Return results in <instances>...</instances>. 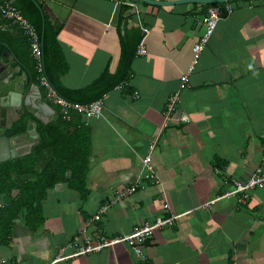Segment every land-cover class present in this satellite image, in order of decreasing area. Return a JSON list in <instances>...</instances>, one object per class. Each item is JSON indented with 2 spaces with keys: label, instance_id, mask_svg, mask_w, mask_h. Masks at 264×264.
Returning a JSON list of instances; mask_svg holds the SVG:
<instances>
[{
  "label": "crops",
  "instance_id": "1",
  "mask_svg": "<svg viewBox=\"0 0 264 264\" xmlns=\"http://www.w3.org/2000/svg\"><path fill=\"white\" fill-rule=\"evenodd\" d=\"M196 1L158 5L76 0L61 20L42 0L47 17L59 24L57 40L67 65L59 77L64 88L88 86L106 70L114 74L122 37L135 52L125 87L104 92L102 116L86 125L90 150L85 198L65 182L48 188L37 228H30L20 214L8 235L0 232V264H49L88 217L137 180L151 139H156L151 167L159 182L140 176L144 186L110 203L91 230L128 233L163 215L165 200L171 211L190 212L173 226L153 232L144 246L145 259L118 244L55 264H264V187L252 190L244 205L229 196L199 208L229 189L226 180L243 181L256 167L264 169V0L229 1L233 11L217 23L190 86L182 91L172 120L163 126L168 98L190 64L192 47L204 32L202 17L213 4ZM1 28L18 30L7 21ZM142 37L146 52L138 55L137 39ZM5 52L1 63L17 67L21 81L25 74V89H37L28 81L25 62L10 48ZM41 101L52 108L47 122L59 114L45 96ZM181 113L186 121L177 119ZM72 115L83 122L80 114ZM23 151L15 150L16 157ZM34 178L19 174L13 179L19 185Z\"/></svg>",
  "mask_w": 264,
  "mask_h": 264
},
{
  "label": "trees",
  "instance_id": "2",
  "mask_svg": "<svg viewBox=\"0 0 264 264\" xmlns=\"http://www.w3.org/2000/svg\"><path fill=\"white\" fill-rule=\"evenodd\" d=\"M6 2L15 5L35 26L41 41L44 73L51 85L64 97L85 103L101 97L104 92L128 80L130 60L135 48L122 37V55L114 74L106 70L88 86L74 90L64 88L59 77L67 65L57 40L59 24L47 17L42 0H0V55L6 48H10L24 61L30 83H37V72L30 56L27 38L19 30L15 32L7 29L8 27L1 28L6 21L2 15V7ZM139 40L140 38L137 43ZM28 118L25 115L15 122L9 134L22 132ZM35 119L40 141L31 152L0 163V201L4 204L0 209L2 236L9 234L12 221L20 214L24 215L30 228H37L43 220L41 200L46 195V190L57 183H67L83 199L87 193L86 175L90 150L88 127L80 121V117L76 121L72 115L66 120L60 113L48 122ZM44 160L48 162L43 167L36 168ZM19 174H32L35 178L17 185L13 178Z\"/></svg>",
  "mask_w": 264,
  "mask_h": 264
},
{
  "label": "built area",
  "instance_id": "3",
  "mask_svg": "<svg viewBox=\"0 0 264 264\" xmlns=\"http://www.w3.org/2000/svg\"><path fill=\"white\" fill-rule=\"evenodd\" d=\"M234 7L231 2L225 1L223 4L213 3L206 9L202 17L201 23L204 26V32L200 39L192 47V59L187 69L181 74L180 81L177 89H175L169 96L166 103L163 116V126L167 125L172 120V115L177 109L181 93L184 89L190 86V76L193 73L196 65L199 62L200 55L205 48L211 34L216 28L217 23L225 14H230ZM2 15L8 22V25L14 27L22 32L27 38L30 56L35 62V69L37 72V82L43 88L45 98L55 104L59 108L61 116L69 120L73 112L80 114L83 117L84 125L89 123L92 118H99L102 116L104 103L101 97L95 98L88 102L72 101L60 93L51 85L47 76L44 73L42 62V47L39 34L35 26L26 18L13 4L6 2L2 7ZM146 29L144 28V32ZM144 37V36H143ZM143 37L136 46V54L141 55L146 52ZM125 82L116 85V88L123 89ZM180 121H186L187 116L181 113L178 117ZM156 144V139H151L149 144V151L143 157L141 163V175L146 178L150 183L155 184L159 182L157 175L151 167L152 151ZM262 163L264 164V150L262 153ZM219 172L218 168H215ZM137 180L125 187L123 190L118 191L112 201L115 202L125 195L133 193L137 188L143 187L144 184ZM225 183L229 185V189L225 190L217 198H214L206 203H203L199 208H207L219 198L234 196L238 203L247 204L252 197V190L264 187V169L260 166L256 167L250 175L243 181L231 179L226 180ZM110 203L103 204L99 210L88 217L75 237L67 243L61 245L54 259L49 264L68 260L77 256L88 255L91 253L100 252L106 248H111L118 244H125L129 246L134 254L140 259H145L144 246L147 241L152 237L153 232L157 229L173 226L182 216L188 214L190 211L174 212L170 210L169 204L165 200L162 205L164 211L163 215L156 216L151 221H144L140 225L134 227L130 232L124 234L105 235L91 230L92 226L100 221L101 213L104 212ZM4 204L0 201V208Z\"/></svg>",
  "mask_w": 264,
  "mask_h": 264
},
{
  "label": "water",
  "instance_id": "4",
  "mask_svg": "<svg viewBox=\"0 0 264 264\" xmlns=\"http://www.w3.org/2000/svg\"><path fill=\"white\" fill-rule=\"evenodd\" d=\"M150 4L168 5L178 3V1H160V0H141ZM194 1V0H186ZM225 1L237 0H206L196 2L219 3ZM45 5L53 12L59 19L64 20L66 14L72 9L76 0H43ZM3 56H6L4 51ZM17 67L12 65H3L0 60V162L16 157L15 150L24 148L25 151L17 155H24L31 152L32 148L40 141V134L37 130V123L35 118H39L44 122L50 115L49 111L52 108L45 102L41 101V93L39 88L33 90L31 86L25 89L24 80H19ZM37 96V99H33ZM33 99V100H32ZM38 100V102H36ZM27 112L34 115L35 118L30 117L25 125V129L20 133L9 134L15 122L21 119V115ZM38 112V113H37ZM48 160L40 162L36 168L43 167Z\"/></svg>",
  "mask_w": 264,
  "mask_h": 264
},
{
  "label": "flooded vegetation",
  "instance_id": "5",
  "mask_svg": "<svg viewBox=\"0 0 264 264\" xmlns=\"http://www.w3.org/2000/svg\"><path fill=\"white\" fill-rule=\"evenodd\" d=\"M33 84H36V85H37V87H38V88H39V90H40V93H41V95H42V96H45V94H44V90H43V88H42V87H40V86L38 85V82H37V83H35V82H34ZM25 115L29 116V118H30V117H33V118H35V117H34V115H32V114H29V113H27V112H24V113H23L21 116L23 117V116H25ZM22 117H21V118H22ZM29 118H28V119H29Z\"/></svg>",
  "mask_w": 264,
  "mask_h": 264
},
{
  "label": "bare ground",
  "instance_id": "6",
  "mask_svg": "<svg viewBox=\"0 0 264 264\" xmlns=\"http://www.w3.org/2000/svg\"><path fill=\"white\" fill-rule=\"evenodd\" d=\"M41 42V41H40ZM124 88V87H123Z\"/></svg>",
  "mask_w": 264,
  "mask_h": 264
}]
</instances>
